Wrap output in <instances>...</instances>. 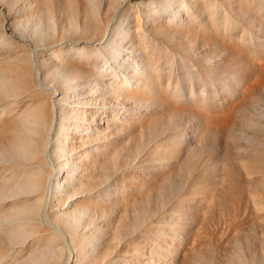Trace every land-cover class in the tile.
<instances>
[{
    "label": "rangeland",
    "instance_id": "374dc122",
    "mask_svg": "<svg viewBox=\"0 0 264 264\" xmlns=\"http://www.w3.org/2000/svg\"><path fill=\"white\" fill-rule=\"evenodd\" d=\"M99 1L100 27L80 45L114 38L117 59L107 53L99 67L143 90L113 102L133 111L124 163L110 175L124 178L126 203L105 208L132 244L128 255L138 264H264V0H169L165 10L161 0H117L113 13L112 0ZM50 2L59 24L69 6L83 24L81 0ZM6 16L0 6V37L14 41L5 52L25 43L35 71L42 60L57 69Z\"/></svg>",
    "mask_w": 264,
    "mask_h": 264
},
{
    "label": "bare ground",
    "instance_id": "6f19581e",
    "mask_svg": "<svg viewBox=\"0 0 264 264\" xmlns=\"http://www.w3.org/2000/svg\"><path fill=\"white\" fill-rule=\"evenodd\" d=\"M81 1L83 24L73 22L80 11L69 6L72 22L63 25L50 0H0L12 34L44 46L57 63L49 71L52 63L39 60L35 71L25 43L6 53L14 41L0 37V57H7L0 64V264H138L137 253L128 255L126 232L105 208L127 196L124 178L110 175L124 163L133 111L113 102L143 90L99 67L107 53L117 59L114 38L110 45L87 39L92 50L80 45L81 35L100 27V1ZM116 1L109 3L112 13ZM159 2L165 10L169 0Z\"/></svg>",
    "mask_w": 264,
    "mask_h": 264
}]
</instances>
